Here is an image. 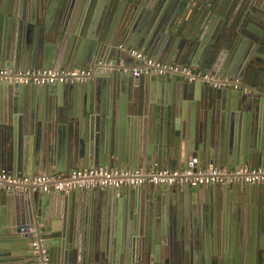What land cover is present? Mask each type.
<instances>
[{"label": "water", "instance_id": "water-1", "mask_svg": "<svg viewBox=\"0 0 264 264\" xmlns=\"http://www.w3.org/2000/svg\"><path fill=\"white\" fill-rule=\"evenodd\" d=\"M131 48L243 89L132 75ZM0 68L93 69L0 82V170L264 166V0H0ZM92 192L0 190V264H38L35 238L50 264H264V185L205 189L201 225L198 188Z\"/></svg>", "mask_w": 264, "mask_h": 264}, {"label": "built area", "instance_id": "built-area-1", "mask_svg": "<svg viewBox=\"0 0 264 264\" xmlns=\"http://www.w3.org/2000/svg\"><path fill=\"white\" fill-rule=\"evenodd\" d=\"M202 1V0H194ZM120 49H124L122 45ZM128 53L137 61L130 71L132 75L157 74L180 75L190 82H205L215 88H223L230 84L236 89L241 86L237 79L205 73L193 67H186L176 63H164L149 58L137 48H131ZM93 74V69H11L0 68V82L22 83L26 85L45 86L50 84H65L84 82ZM152 185L173 186L186 185L192 188L213 185H264V166L237 168L207 167L194 168H166L157 164L147 170L133 168H90L76 169L69 173H55L43 175H16L7 170H0V190L5 191H41L68 192L75 189L87 190H118L124 187H144ZM38 264H50V258L43 249L41 240L35 238L32 242Z\"/></svg>", "mask_w": 264, "mask_h": 264}, {"label": "flooded vegetation", "instance_id": "flooded-vegetation-1", "mask_svg": "<svg viewBox=\"0 0 264 264\" xmlns=\"http://www.w3.org/2000/svg\"><path fill=\"white\" fill-rule=\"evenodd\" d=\"M197 70H199V69H197ZM200 71H202V70H200ZM203 72H205V71H203ZM205 73H211V72H205ZM238 89H243V88H242V86H239ZM213 205H215L217 207V209L214 210L215 212L222 210L221 202H213L211 199L210 200L209 199L205 200V198L196 199L197 208L196 207L194 208V213H195L194 216L196 217L197 221L199 222V225H201L200 217H201V214L204 211V208L205 207H209V206L213 207ZM229 207H230L229 217L231 219V216L233 215V212L231 210V205H229ZM190 208H192V206L187 207V205H186V209H187V211L185 213L186 215L191 214V209ZM199 225H198V227H199Z\"/></svg>", "mask_w": 264, "mask_h": 264}, {"label": "crops", "instance_id": "crops-1", "mask_svg": "<svg viewBox=\"0 0 264 264\" xmlns=\"http://www.w3.org/2000/svg\"><path fill=\"white\" fill-rule=\"evenodd\" d=\"M138 50H140L139 48H138ZM128 55H129V58H127V60L129 59L134 65H136V60L128 53ZM182 124V123H181ZM183 125V124H182ZM246 166H248V165H246ZM167 168V167H166ZM172 168H177V166H173ZM43 174H49V173H41V174H39V175H43ZM148 187H152V185H147ZM213 186H216V185H213ZM209 187H211V186H208V187H201V188H198V189H200V195H199V197L198 196H196V199H200V198H205V189H207V188H209ZM123 189H130L129 187H124ZM77 191H80V190H77ZM91 191V193H93L92 192V190H90ZM110 191H114L113 189H110ZM53 193H55L56 194V192H53ZM120 199V201H125L126 200V198L127 197H119ZM106 199V198H105ZM105 199H103V200H105ZM111 200L113 201V202H115V200H116V198H115V196H113L112 198H111ZM116 210V207H114L113 206V211H115Z\"/></svg>", "mask_w": 264, "mask_h": 264}]
</instances>
